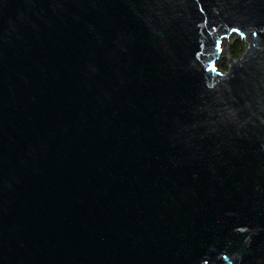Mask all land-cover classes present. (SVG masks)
<instances>
[{"label":"water","instance_id":"1","mask_svg":"<svg viewBox=\"0 0 264 264\" xmlns=\"http://www.w3.org/2000/svg\"><path fill=\"white\" fill-rule=\"evenodd\" d=\"M0 264H264V0H0Z\"/></svg>","mask_w":264,"mask_h":264},{"label":"rangeland","instance_id":"2","mask_svg":"<svg viewBox=\"0 0 264 264\" xmlns=\"http://www.w3.org/2000/svg\"><path fill=\"white\" fill-rule=\"evenodd\" d=\"M237 37H239V35L234 34L224 40L223 45H222L221 56L218 59V63L222 62V64H224V62H226V65H227L231 58H235L231 51V45H232L233 40ZM226 68L227 67H225L224 69Z\"/></svg>","mask_w":264,"mask_h":264},{"label":"trees","instance_id":"3","mask_svg":"<svg viewBox=\"0 0 264 264\" xmlns=\"http://www.w3.org/2000/svg\"><path fill=\"white\" fill-rule=\"evenodd\" d=\"M245 48V42L242 40V38L237 37L233 40L231 45V51L234 57H237ZM224 68L227 67L226 62L223 64Z\"/></svg>","mask_w":264,"mask_h":264},{"label":"snow or ice","instance_id":"4","mask_svg":"<svg viewBox=\"0 0 264 264\" xmlns=\"http://www.w3.org/2000/svg\"><path fill=\"white\" fill-rule=\"evenodd\" d=\"M253 35H255V33H254ZM215 46H216V48H217V49H219V48H220V44H219L218 42L216 43V45H215ZM201 47H203V45H201Z\"/></svg>","mask_w":264,"mask_h":264}]
</instances>
